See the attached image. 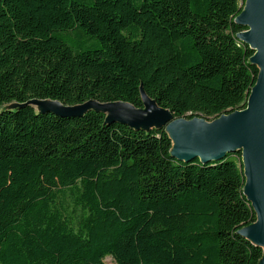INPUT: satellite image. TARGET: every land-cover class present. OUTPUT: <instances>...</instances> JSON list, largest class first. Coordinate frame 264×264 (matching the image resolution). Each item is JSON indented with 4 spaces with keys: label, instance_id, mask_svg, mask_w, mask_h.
Listing matches in <instances>:
<instances>
[{
    "label": "trees",
    "instance_id": "trees-1",
    "mask_svg": "<svg viewBox=\"0 0 264 264\" xmlns=\"http://www.w3.org/2000/svg\"><path fill=\"white\" fill-rule=\"evenodd\" d=\"M244 1L0 0V264H258L240 150L178 160L164 126L26 104L142 108L143 91L175 118L243 110Z\"/></svg>",
    "mask_w": 264,
    "mask_h": 264
},
{
    "label": "water",
    "instance_id": "water-1",
    "mask_svg": "<svg viewBox=\"0 0 264 264\" xmlns=\"http://www.w3.org/2000/svg\"><path fill=\"white\" fill-rule=\"evenodd\" d=\"M236 21L247 27L238 37L247 43L254 54L250 58L259 72L243 110L221 115L212 121L199 117L175 118L169 110L158 106L141 91L142 108L126 102H98L88 100L69 106L58 101L31 99L27 105L39 112L61 116L81 114L88 109L105 113L110 122L150 129L163 127L174 142L170 153L178 160L199 158L202 162L221 159L225 153L240 150L244 174V194L256 213V221L240 233L256 245L264 246V0H245ZM18 104L9 105L10 108ZM262 256L258 262L260 261ZM264 261V260H263Z\"/></svg>",
    "mask_w": 264,
    "mask_h": 264
},
{
    "label": "rangeland",
    "instance_id": "rangeland-1",
    "mask_svg": "<svg viewBox=\"0 0 264 264\" xmlns=\"http://www.w3.org/2000/svg\"><path fill=\"white\" fill-rule=\"evenodd\" d=\"M172 146H174V142L173 141H172ZM65 205L67 207L68 213H70L72 215V218H73L74 222H76L77 219L79 218L80 214H81L80 210H78L77 208L73 207L72 203L68 199L65 201ZM262 252L263 253H262V259L260 261V264H264V261H263L264 260V246H262ZM104 262H105V264H113L109 258H105Z\"/></svg>",
    "mask_w": 264,
    "mask_h": 264
}]
</instances>
